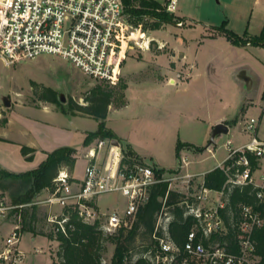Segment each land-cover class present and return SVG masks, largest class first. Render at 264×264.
I'll return each mask as SVG.
<instances>
[{"label":"rangeland","instance_id":"1","mask_svg":"<svg viewBox=\"0 0 264 264\" xmlns=\"http://www.w3.org/2000/svg\"><path fill=\"white\" fill-rule=\"evenodd\" d=\"M158 1L164 3L166 0ZM171 14L174 15V20L152 28L155 21L153 18L145 17L134 22L127 13L129 23L166 41L168 48L165 46L161 50L157 42H153L149 50H143L133 41L129 42V47L124 44L121 56L123 57L126 49L127 58L122 71L130 77L126 90L129 105L118 113L110 112L106 123L121 136L131 138L153 166L162 167L179 165L185 153L192 157L190 153L194 151L207 150L206 144L210 141L213 129L212 122L217 115L227 114V118L239 117L229 132L218 135L216 144L211 145L215 149V156L206 151L203 154L206 160L202 164L194 163L191 166L190 171L193 172L196 166L207 168L216 161L223 160L228 154V139L232 138L235 145L250 141L251 131L244 130V127L251 117L259 118L262 113L260 82H264V45L233 44L219 27L224 24L227 29L249 40L257 37L264 26V0H178L176 12ZM217 34L220 35L214 38ZM139 37H142L141 33ZM243 73L250 79L247 80ZM171 77H174L175 81H170ZM121 79L126 81L122 74ZM98 85L109 90L118 89V85L96 81L70 60L56 54L45 53L35 58H22L9 66L0 59V111L3 115V109L9 108L12 102L10 108L21 115L25 111L18 102L38 104L50 101L59 109L62 122H67L74 130L73 123H68L61 109L69 110L71 101L87 105V97L92 95V89ZM45 94L50 99H46ZM4 97L10 99L9 106L5 105ZM251 100L255 103L248 104ZM227 102L229 103L226 104ZM116 103L117 99H114L111 105L115 107ZM109 107L110 104L107 112ZM78 113L83 116L73 117L78 125L75 141L80 139L82 130H96L99 125V120L89 113ZM31 130L39 140L40 137L44 140L55 139L54 129ZM99 140L94 139L85 151L82 145H78L79 151L75 154L79 157L75 170L81 179L88 164V159L84 158L83 154L95 147ZM2 141L5 140L0 138V152L6 151ZM179 143L187 145L181 148L178 156ZM195 144L201 145L199 147L203 149L198 150ZM23 145L25 144L7 147L16 154V149L22 153ZM125 145L127 144L122 142V147H126ZM107 152L108 146L103 148L100 161L106 158ZM185 172L187 171L181 170V173ZM202 176L194 174L190 178L189 188L186 178H180L173 183L172 189L183 192L186 196L197 193ZM9 182V187L4 193L5 203L9 208L0 215V249L12 231L7 233V228L11 229V220L21 226V236L24 234L18 244L24 255L19 263L12 264H52L54 259L61 261L57 256L58 241L42 234L34 238L30 230L24 233L20 223L23 219V207L12 203L9 196L17 189L18 183L12 180ZM49 195L39 192L32 205L26 209L28 216L36 206V226L47 233L55 230L56 224L61 226L57 219L55 222L49 219L50 214L59 215L60 219L63 212L58 205L50 206L43 202ZM182 198L184 196L179 195L178 199ZM97 202L103 210H122L125 197L119 193H106L99 195ZM213 204L214 201L210 198L203 206L208 209ZM141 232L127 264H133L136 251L143 249L141 243L149 241V237H144ZM104 245L102 262L108 264L116 244L109 236L105 238ZM0 264L8 263L0 260Z\"/></svg>","mask_w":264,"mask_h":264},{"label":"built area","instance_id":"2","mask_svg":"<svg viewBox=\"0 0 264 264\" xmlns=\"http://www.w3.org/2000/svg\"><path fill=\"white\" fill-rule=\"evenodd\" d=\"M162 5L166 11L174 13L178 0H166ZM139 32L147 33L149 43L146 46L143 45L145 38L136 36ZM130 41L143 50H149L153 42H157L159 48L166 46L165 41L152 36L150 31L129 23L123 0H0V59L8 66L22 58L56 54L70 60L96 81L115 85L120 80L121 64L127 50L123 57L121 52L124 44L129 47ZM256 128L257 119L251 117L244 130L254 132ZM112 139H100L95 147L87 150L84 157L88 159V164L81 180L76 181L70 168L63 165L54 178V189L43 201L62 208L70 204L77 206L79 217L86 222L98 221L105 235L113 234L121 227H131L139 209L149 201L158 183L168 182V189H172L174 182L186 178L189 188L190 178L194 175L188 171L181 173L190 162L185 155L177 168L163 171L136 159L124 162L121 145L114 144ZM107 146L106 158L99 161V154ZM226 147L228 154L218 164L228 175L223 187L212 189L202 181L199 191L190 193L182 201L186 207L185 214H192L198 219L206 236L223 227L219 210L229 200L228 183L252 184L258 198L257 204H264V139L253 134L247 143L235 145L230 138ZM207 151L215 156L211 145ZM247 153L255 156L257 168H252ZM226 160H229L227 164ZM106 193L124 196V208L102 210L92 203L99 195ZM213 194L217 198L206 209L203 203ZM8 208L9 205L0 197V215ZM61 216L59 219V215L50 214L49 219L52 222L57 219L65 230L68 215L62 212ZM240 217L238 227L243 236L238 249L231 250L219 243L209 248L202 241H196V230L192 229L184 247L188 256L180 259L181 247L173 240L169 230L173 214L170 206L164 202L157 215L154 237L165 254H157L151 259L156 264H190V259H196L200 264H254L252 233L254 228L264 226V214L254 204H244ZM21 234V226L17 224L0 249V260L8 264L21 261L24 255L18 247Z\"/></svg>","mask_w":264,"mask_h":264},{"label":"trees","instance_id":"3","mask_svg":"<svg viewBox=\"0 0 264 264\" xmlns=\"http://www.w3.org/2000/svg\"><path fill=\"white\" fill-rule=\"evenodd\" d=\"M126 13L134 22L142 18L150 17L155 21L152 28H157L163 22H171L174 15L166 11L158 0H123ZM220 31L231 40L234 44L247 45L263 44L264 45V26L257 37L249 40L247 37H241L234 31L229 30L222 24ZM118 89H106L98 85L92 89V95L87 97L89 103L87 105L69 103V110L72 112H87L99 120L98 128L90 131L84 144L89 145L94 139H112L117 138L116 133L107 127V107L114 99H117V105L121 106L126 103L125 89L127 83L120 78L117 84ZM46 99H50L45 94ZM114 98V99H113ZM264 98V93H263ZM65 110V108H63ZM6 122V119H3ZM186 143H179L177 155ZM187 145V144H186ZM191 145V144H188ZM123 148V161L131 162L137 160V154L131 145H125ZM198 150L203 147H196ZM36 149L29 145H23L22 153L27 159H33ZM77 149L73 146L64 145L47 152V158L36 168L25 172H12L0 167V197L5 201L4 193L9 187V180L18 183L15 191L10 193L12 203L22 205L23 219L21 225L24 230H30L33 233H41L59 242L57 256L61 261L53 260L52 264H103V251L105 250L104 240L106 237L112 238L115 242V249L108 264H127L129 258L134 252L135 242L140 235V230L144 237H149L147 243L142 242L143 249L136 251L137 255L133 260V264H156L151 257L159 254L163 256L165 253L159 248L157 239L154 237L156 232V221L158 212L164 205V202L170 206L173 219L170 221L169 230L173 240L181 247L179 258L188 256L184 250L185 243L188 239V233L196 230V241H202L207 247H212L216 243L226 246L228 249L235 250L239 247V240L243 236L238 227L241 215V207L244 204H254L264 214V204H257L258 198L252 184L233 185L228 183L229 200L225 207L220 208L219 212L223 219V227L209 234H203L198 219L192 214H185L186 194L175 189H168V182H160L154 186L149 201L142 206L137 217L131 227H121L117 233L105 235L100 228L99 222H86L79 217L77 206L70 204L63 208L65 215H68L67 221L64 223L65 230L56 224V229L47 233L40 230L36 226V206L33 212L27 216V206L32 205L35 196L45 188L54 189V178L57 176L60 168L67 165L72 170L77 161L75 154ZM251 161L252 168L258 167V161L251 153H247ZM226 164L229 160L225 161ZM160 171L165 170L163 168ZM172 171V170H171ZM228 175L226 171L217 166L209 170L203 179L206 187L212 189H220L227 182ZM168 192V194H167ZM179 195L184 196L178 199ZM167 196V198H165ZM165 199V200H164ZM97 206V199L92 201ZM62 218V216H60ZM252 239L255 243V263L264 264V226L254 228ZM190 264H200L196 259H190Z\"/></svg>","mask_w":264,"mask_h":264},{"label":"crops","instance_id":"4","mask_svg":"<svg viewBox=\"0 0 264 264\" xmlns=\"http://www.w3.org/2000/svg\"><path fill=\"white\" fill-rule=\"evenodd\" d=\"M218 35H220V34H217L216 36H213V37L217 38ZM247 45H251V44H247ZM166 46H167L166 48H168L167 42H166ZM161 50H163V48ZM126 58H127V56L123 59L122 64H121V74L125 77V79H126L125 82L127 83V88H128L129 84H130V79H129L130 77L127 76L126 74H124V72L122 71V66H123V63L126 60ZM242 69H244V68H242ZM243 76L247 80L250 79V77L246 76V74H244V73H243ZM120 78H121V75H120ZM170 81H172V82L175 81V78L171 77ZM260 83H261V87H262L261 93H262V100H263L261 107L263 110H262V113L260 114L259 118L254 117L257 119V128L254 132H251V137L253 134H256L259 138L264 139V98H263L264 82L261 81ZM127 88L125 89V95L127 93L126 92ZM228 103L229 102H227L226 104H228ZM253 103H255L253 100L248 102V104H253ZM17 104L19 106H22V108H24L23 110L25 112L23 111L24 113H22L21 115L16 114L15 110L10 108V107H12L13 102L9 108L3 109L5 112L4 115L0 111V138H3L5 140L2 142H3V144H5V150H6L4 152H0V167L7 169V170H10L12 172H17V173L25 172V171H28V170H31V169L38 167L47 158V152L52 151L57 147L69 145V146L75 147L77 149V151H79L78 145H82V149L84 151L87 148V145L84 144V140H85L87 134L90 131H94V130H82L80 132V134H81L80 139L75 141L76 136H77L76 132L78 130V125L74 122L73 117H80L83 115H80L78 112L74 113V112H70L69 110H66V109L65 110L61 109L62 114H65L66 120L68 121V123L69 122L73 123L74 130H72L67 125V122L66 123L62 122V115H61V113H59V111H58L59 109L56 108V106L50 101L41 102L38 104H26L23 102H18ZM128 105H129V103L127 100V96H126V103L124 105L113 107L110 104L109 110L107 112L106 121L109 120L110 112L118 113V111L122 110L123 108L128 107ZM3 119H6V122H4ZM238 119H239V117L227 118V114H219L213 120L212 125L214 126L216 123L223 121V122L228 123L229 127L231 128V126L233 124L237 123ZM106 125H107V127L112 129L116 133V135H117L116 139L119 141L121 147H122V142L131 145V147L133 148V150L137 154L138 160L151 164L150 162H148L145 159L146 156H143L142 151H140L137 144L134 141H132L131 138H129L128 136H125V137L121 136L117 132V130H115L112 126H109L108 123H106ZM47 128H51V129L55 130L54 132L56 135H55L54 140H44L41 137H40L41 140H39L36 136H34V134L32 133V130H31V129L44 130ZM230 128H229V130H230ZM216 141H217V136H216ZM21 143H24L25 145H29V146L34 147L36 149L33 159H31V160L27 159L26 156H24L19 151V149H16L17 152L15 154V152L13 153L7 147V146L10 147L11 145L13 146V144L14 145L18 144L20 146ZM245 143H247V142H245ZM245 143L237 144V145H243ZM195 145L201 146L198 144H195ZM213 150L215 152V149H213ZM206 151L207 150H204L203 152L194 151L193 153H190L192 155V157L190 155H187L186 153L183 154V155L187 156L188 159L190 160L187 167L183 168V170L191 172L190 171V170H192L191 166L194 163L202 164L206 160V157L203 156V154L206 153ZM207 152H209V151H207ZM100 155H101V153L99 154V157H98L99 161L101 160ZM83 156H84V154H83ZM77 157H79V156H77ZM223 160L216 161L215 164H212L211 166H208L207 168H202V167L198 168L196 166V169L194 168L193 172H191V173L196 174V175H201V176L203 175L201 177V180L203 181L205 174L209 170L217 167L219 162H221ZM178 166L179 165L162 166V167L160 166L159 167L156 165L157 168H163L166 170L175 169ZM71 174L76 181L81 179L76 174L75 166L71 170ZM42 192L47 193L49 195L51 193V190L49 188H45L42 190ZM211 198L213 199V201H215L217 197H215V194H213ZM54 205H58V204H54ZM54 205H50V206H54ZM97 205H98V202H97ZM58 206L60 208H62L60 205H58ZM9 222L11 225L10 226L11 229L7 228V233L10 232L18 224V223L15 224L11 220ZM7 224H6V226H7ZM25 231L26 230H24V233H25ZM31 233L33 234L34 238L36 235L41 234V233H33V232H31ZM42 235H44V234H42ZM19 243H20V241H19Z\"/></svg>","mask_w":264,"mask_h":264},{"label":"water","instance_id":"5","mask_svg":"<svg viewBox=\"0 0 264 264\" xmlns=\"http://www.w3.org/2000/svg\"><path fill=\"white\" fill-rule=\"evenodd\" d=\"M62 99H65V97H62ZM4 103L5 105L9 106L11 104V101L8 97H4ZM229 124L226 122H218L213 126L212 132H211V137L210 141L207 143V145H212L216 144V136L221 135L223 133H228L229 132ZM112 142L116 145H119V141L116 138L112 139Z\"/></svg>","mask_w":264,"mask_h":264},{"label":"bare ground","instance_id":"6","mask_svg":"<svg viewBox=\"0 0 264 264\" xmlns=\"http://www.w3.org/2000/svg\"><path fill=\"white\" fill-rule=\"evenodd\" d=\"M139 33H141V32H139ZM139 33L138 34H136V36L137 37H139ZM142 37H144L145 38V42L143 43V45L144 46H146L149 42H148V35H147V33H145V34H142Z\"/></svg>","mask_w":264,"mask_h":264}]
</instances>
